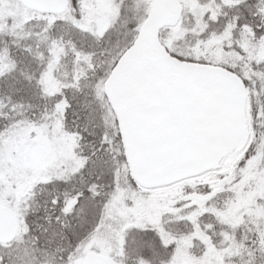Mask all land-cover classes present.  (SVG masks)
<instances>
[{
	"label": "snow or ice",
	"instance_id": "snow-or-ice-1",
	"mask_svg": "<svg viewBox=\"0 0 264 264\" xmlns=\"http://www.w3.org/2000/svg\"><path fill=\"white\" fill-rule=\"evenodd\" d=\"M0 264H264V0H0Z\"/></svg>",
	"mask_w": 264,
	"mask_h": 264
}]
</instances>
